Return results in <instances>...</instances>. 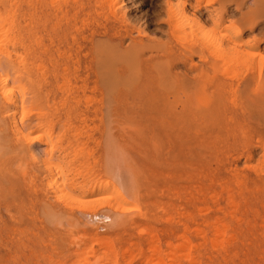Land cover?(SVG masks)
Wrapping results in <instances>:
<instances>
[{"label":"rangeland","instance_id":"rangeland-1","mask_svg":"<svg viewBox=\"0 0 264 264\" xmlns=\"http://www.w3.org/2000/svg\"><path fill=\"white\" fill-rule=\"evenodd\" d=\"M36 1L9 0L0 6L2 22L9 16L18 22L19 15L20 19L24 16L18 22L24 44L20 40L19 44L26 46L16 44L14 48L27 57L29 66L33 55L28 54L36 46L26 17L33 14L39 24L47 26L44 31L37 28L42 44L37 66L43 70L34 76L43 100L39 97L41 101L31 105L32 109L28 105L16 114L19 124L32 121L24 130L27 135L23 137H28H22L25 144L29 139L32 155H22L14 135L10 131L6 135V143L15 142L18 149H9L6 156L13 187H9L7 199L0 201V264H264V0H198L203 26L191 22L192 28L188 27L178 15L172 29L176 25L182 32L179 35L203 36V41L208 40L204 42L215 44L234 36L238 29L246 32L244 43L253 40L258 44L260 40L258 51L251 43L249 48L243 44L233 47L225 41L224 48L239 54L237 61L208 66L194 57L199 69L193 74L184 76L182 64L171 68V75H177L178 83L188 89L172 92L169 84L158 85L154 79L149 91L144 86L136 95L133 88L122 90L118 84L109 88L98 80L97 73L105 68L93 60L94 45L88 39L95 45L101 43L100 51H104L102 43L126 50L140 40L162 48L170 43L168 28L161 22L168 17L165 0H122L130 23L129 34L122 36L113 35L116 20L107 4H102L105 0H68L63 9L70 20L62 21L60 27H53L58 14L52 6ZM180 1L171 0L174 8ZM190 2L197 4L196 0ZM206 6L227 16L216 30L204 11ZM1 21L0 25L8 23ZM69 22L76 23L79 33ZM187 27L190 31L184 29ZM193 27L199 29L197 33ZM248 27L255 31H247ZM73 35L76 43L71 40ZM9 47L12 51V45ZM56 49L71 58L58 57ZM231 51L225 55L233 57ZM243 58L251 62L249 66ZM75 60L78 79L73 74ZM87 64L91 71L85 68ZM64 69L69 73L64 75ZM258 69L260 78L254 76ZM6 71L2 75L6 74L10 86L13 76ZM53 71H57L56 77ZM43 73L45 77L39 81ZM85 76L87 82L80 80ZM64 83L72 90L62 96L58 87ZM201 87H205L203 92ZM52 106L63 110L62 116ZM69 106H76V113H70ZM59 118L64 127L57 123ZM93 214L110 220L91 218Z\"/></svg>","mask_w":264,"mask_h":264},{"label":"bare ground","instance_id":"bare-ground-1","mask_svg":"<svg viewBox=\"0 0 264 264\" xmlns=\"http://www.w3.org/2000/svg\"><path fill=\"white\" fill-rule=\"evenodd\" d=\"M9 0H0V6L5 4L6 2L8 3ZM11 1V0H10ZM13 1V0H12ZM15 1V0H14ZM20 1V0H19ZM36 1V0H35ZM74 2H76V0H73ZM72 1V2H73ZM180 1V0H178ZM197 1V4L194 5L190 2V0H181L180 2H178V7H175L172 5V2L171 0H165V5L167 7V18L164 19L163 21H161L163 24H165L168 28V31L166 32L169 36V42L168 44H165V46H163L162 48H159L157 46H154V45H151V44H148L142 40L135 42L136 43V46L134 48H130V49H126V50H123V49H118L117 46L115 45H110V44H104L102 43V48L104 51H100L99 50V44L101 43H98V44H94L93 43V40L92 38L88 39L92 44V46L94 45L93 47V60L95 61V63L97 65H99L100 67L103 66L104 71L102 72H99L97 73V78L98 80H100V82L107 86V87H113L115 85L118 84V86L123 90L125 89L126 91H130L132 88L131 91H134V94L135 92L138 91V89H142L144 86L146 91L147 90L149 91V89L151 87L149 86H152L154 83H152L154 81V79L156 80V83L159 85H162V82L165 86H167L169 84V88H171L172 92H175L177 89H188V86H185L184 84L181 85L180 83H178V76L177 75H171V68H177L178 67V64H182L184 66V74H191L192 72H195L199 69V66L197 67L194 63H193V58L194 57H197L200 61H201V64H205L206 65H212L214 63H217L219 61H221L223 64H226L228 62H233V61H237L236 57L237 55H239L238 53L235 54L236 52H232L231 50H229L228 46H226V48H224V44H225V41L227 42V45H228V42L233 46V47H237V45H242L243 46H246V47H250V43H251V48H255V51H258L257 49L259 48L258 44L260 42H258V44L254 43V41L252 40L250 43L249 41L244 43L243 41V36L246 35V32L245 31H236L235 35L234 36H231V37H228L227 39L223 38L225 41L223 43H221V39H218V42H215V44L212 42L210 44H207L206 42H208V40L206 41V39L203 41V36H199L197 38H192L190 36V38L186 35L187 33L185 34H181L179 35V32L178 29H175L178 28L176 25L175 27L172 29V25H174V21H176V19L178 18L177 16L181 15V19L183 18L184 21L183 23H186L188 25V27L191 26L192 23L196 22L195 24L196 25H200L199 27L201 28L202 23L200 22L201 19L203 16V14L201 13V4H198V0ZM17 2V1H16ZM14 2V3H16ZM37 2V1H36ZM38 2H41V6H44V4H49L50 6H52V8L54 9L56 15L58 14V17L55 19V23L53 25V27H60V23L62 21H65L68 19V14L64 11L65 9H63L64 7L67 6V2H69L68 0H38ZM19 2H17L16 4H18ZM102 3V2H101ZM107 4V9L111 12V14L114 13V16H115V20H116V25L114 26V33L113 35H120L122 36V33H126V34H129V30H128V24L130 25V23H128V19L126 18V14L125 12L122 10V7H121V3H122V0H105L102 4ZM11 4V3H10ZM40 4V3H39ZM76 4V3H75ZM89 4V3H88ZM101 4V5H102ZM13 5V4H12ZM11 5V6H12ZM77 5V4H76ZM80 5V4H78ZM10 6V5H9ZM15 5H13L12 7L14 8ZM26 6H29L28 4ZM12 7H9V9ZM31 3H30V10H31ZM40 7V6H39ZM71 7V6H70ZM79 7V6H78ZM83 7V5L81 4L79 8ZM41 8V7H40ZM72 8V7H71ZM208 7L206 6V8H204V11L207 10L208 12V18L211 19V21L213 22V25L215 27V30H216V27L219 28L220 26H222V23L224 24V20H226L227 16L225 15V13H223L221 10L220 11H213V10H209L207 9ZM2 9V7L0 8V10ZM17 9V8H16ZM18 9H19V6H18ZM45 9V8H44ZM203 9V8H202ZM8 10L5 9V13H9V12H6ZM21 10V9H20ZM34 10V9H33ZM179 10V11H178ZM13 13L15 11V8L12 10ZM17 11V10H16ZM29 11V10H28ZM191 11V12H190ZM226 11V10H225ZM193 12V13H192ZM36 13V12H35ZM34 13V14H35ZM74 13V12H73ZM86 13V12H85ZM97 13V12H96ZM199 16H197V15ZM18 15V13H17ZM23 15V14H22ZM27 15V14H26ZM30 15V14H28ZM231 15V14H230ZM6 16V14H5ZM9 16V15H7ZM21 15H19V19L21 18L20 17ZM38 16V15H37ZM53 16V15H52ZM246 16V15H245ZM4 17V16H3ZM16 17V16H15ZM47 17V16H46ZM30 19V30L32 31V38H34L35 42L31 40L35 43L34 46V49L32 50L33 53H29L28 54V51L26 52V54L30 55V57L32 56V60H31V64H32V67L31 64L30 66L27 64V57L24 56L23 54L21 53H18L16 50H15V46L17 44V46H21L20 41L21 43L24 44V42H22V39L20 40L19 39V36L20 34H23L22 32V27L21 25L18 23L20 20L24 19V16L22 17V19H18V22H16L15 18L14 17H11L9 16L5 22L7 21L8 23L3 24V25H0V201L2 200H6L7 197L9 196V187H13V177H11L10 175V172H11V163H9L8 159H7V153H8V150L9 149H18V147L15 146V144L12 142L11 145H8L6 143V135H7V132L10 131L12 133V135H14L13 139L18 142V146H19V149L20 150L19 152L22 153V155H24L23 153H29L32 155V149H31V146L28 144L29 143V139L28 140V143L26 141V144L24 143L22 137L24 135H27V134H24V130L25 129H29L28 127L32 124H30V122L32 121H28V123L25 125L24 124V121L21 122L20 124L17 123L16 121V114H17V111L19 109H24L28 106L29 109H32L31 108V105L35 104L36 102L38 103V101L40 100L41 101V96H42V93H40V91H42V89L40 90L38 88V80L35 81V78L34 76H36L35 74H37V72L41 73L42 70H43V66H37V62H38V59H40L39 55L40 52L39 50L41 48L40 45L41 44V39H39L41 35L38 34V30L37 28H41L43 31L46 30V25L43 22H41L39 24L38 20L35 19V16H33V14L28 17H26V19ZM39 18V17H38ZM3 19V18H2ZM0 19V21L2 20ZM44 19V22L47 21L46 18H43ZM114 19V17H113ZM180 19V20H181ZM229 19V18H228ZM70 20V19H69ZM67 20V21H69ZM200 20V21H199ZM244 20V19H243ZM26 21V20H25ZM24 21V22H25ZM39 21H42V20H39ZM66 21V22H67ZM114 21V20H113ZM2 22V21H1ZM4 21L2 23H5ZM21 22V21H20ZM27 22H29L27 20ZM177 22H178V19H177ZM180 22V21H179ZM192 22V23H191ZM249 22V21H248ZM247 22V23H248ZM68 23V22H67ZM70 23V22H69ZM173 23V24H172ZM182 23V22H180ZM182 23V24H183ZM1 24V23H0ZM26 24V23H25ZM71 24V23H70ZM83 24V22H82ZM100 24V23H99ZM176 24V22H175ZM72 25V28L74 29V31L76 33H79V27L77 28L76 27V23H73L71 24ZM179 25V24H178ZM252 25V23H251ZM46 26V27H45ZM184 26V25H183ZM241 26V24H240ZM27 27V26H25ZM52 27V28H53ZM103 29H104V26H102ZM130 27V26H129ZM180 27V26H179ZM184 28L185 30H189V28ZM234 27V26H233ZM192 28V26H191ZM236 28V27H234ZM242 28V27H241ZM249 28V27H248ZM130 29V28H129ZM134 29V27L132 28V30ZM182 29V28H181ZM182 29V30H184ZM197 28H194L193 27V30L196 32L198 30H195ZM221 29V28H220ZM25 30V28H24ZM29 30V31H30ZM131 30V29H130ZM184 30V31H185ZM192 30V31H193ZM30 31V32H31ZM41 31V30H40ZM39 31V32H40ZM121 31V32H120ZM190 31V30H189ZM202 31V30H201ZM234 31V32H235ZM247 31H250L251 33H253L255 31V28L254 27H250ZM22 32V33H21ZM28 32V31H27ZM30 32H29V35H30ZM81 32V31H80ZM200 32V31H199ZM198 32V33H199ZM244 32V33H243ZM69 33V32H68ZM75 33V34H76ZM184 33V32H183ZM191 33V32H190ZM197 33V32H196ZM194 32H192V34H196ZM25 34V33H24ZM71 34V33H70ZM81 34V33H80ZM138 34H140V32L138 31ZM147 34V33H146ZM189 34V33H188ZM200 34V33H199ZM249 34V33H248ZM52 35V34H51ZM203 35V34H201ZM222 35V34H221ZM253 35V34H252ZM251 35V36H252ZM24 35L20 36L23 37ZM187 36V37H186ZM197 36V35H196ZM225 36V35H224ZM18 37V38H17ZM25 37V36H24ZM50 38V36H48ZM53 37V36H52ZM253 38H255L254 36H252ZM30 38V37H29ZM55 38V37H54ZM82 39H86L85 36H81ZM52 39V38H51ZM50 39V40H51ZM122 39V38H121ZM211 39V38H210ZM20 40V41H19ZM71 40H73L74 43H76V38L74 37V35L71 37ZM25 41V40H24ZM121 41V40H120ZM217 41V40H216ZM33 42L31 44H33ZM60 42V41H59ZM211 42V40H210ZM52 43V42H51ZM67 43V42H66ZM249 43V44H248ZM254 43V44H253ZM28 44V43H27ZM12 45V51H11V48L9 46ZM80 45V44H79ZM79 45H77L76 47H79ZM134 45V44H133ZM16 46V47H17ZM26 46V44H25ZM24 46V47H25ZM28 46V45H27ZM22 47V46H21ZM22 47V48H24ZM33 47V45H32ZM60 47V46H59ZM31 48V47H30ZM217 50H216V49ZM20 49V48H19ZM25 49V48H24ZM28 49V48H27ZM81 49V48H80ZM214 49V50H213ZM222 49H225V53H229V51L232 52V54L234 53L233 57H231L230 55L226 56L225 53H224V50ZM77 50V49H76ZM20 51V50H19ZM46 50L43 49V52L45 53ZM56 54H58V57H61V56H65L64 58H68L70 59L71 56L68 55L66 52H62L60 53L59 52V49H56ZM214 51V53H213ZM218 52V54L216 52ZM254 51V50H253ZM16 52V53H15ZM24 52V51H23ZM24 52V54H25ZM30 52V50H29ZM12 53H15L12 54ZM223 53H224V57L223 56ZM226 53V54H227ZM51 54V53H50ZM149 54V55H148ZM231 54V53H230ZM14 55V57H13ZM52 55V54H51ZM253 55V54H252ZM256 56V54H254ZM253 55V56H254ZM90 56V55H89ZM258 56V55H257ZM245 57V56H244ZM211 59V60H210ZM51 60V59H50ZM49 60V61H50ZM55 60V59H54ZM239 60V59H238ZM41 61V60H40ZM243 61L246 62L248 60H244L243 58ZM51 62V61H50ZM54 63V62H53ZM57 63V61L55 62ZM59 63V62H58ZM57 63V64H58ZM76 64L74 65H77V66H74L73 70V74L75 73V79L81 77L79 75H77V71L79 70L78 68V60H75ZM251 63V62H250ZM249 61L248 63H245L246 65L250 64ZM39 64V63H38ZM41 64V63H40ZM102 64H107V65H102ZM239 64V62L237 63ZM54 64H52L53 66ZM88 65V64H87ZM85 66V65H84ZM249 66V65H248ZM2 68H6V72H9L11 71L12 73V76H13V79H12V85L10 86H7V83H6V78L4 77L5 75H2ZM42 68V70H41ZM87 69V71H91V67L88 65L85 67ZM211 68H214V67H211ZM231 68V67H230ZM55 69V68H54ZM58 69V68H56ZM242 69V68H241ZM41 70V71H39ZM214 70V69H212ZM224 70V69H223ZM234 70V68H233ZM239 70V69H238ZM99 71V70H98ZM261 70L258 69L256 72H257V75H254L255 77H258L260 78V72ZM35 72V73H34ZM57 71H53V75L54 77L57 76V73H55ZM63 74L65 75V73H69V71H67V69H64L63 70ZM213 72V71H212ZM220 72V71H219ZM236 72V71H235ZM10 73V74H11ZM180 73V72H179ZM225 73V72H224ZM251 73V72H250ZM254 74V72H252ZM9 74V73H8ZM34 74V75H33ZM96 74V72L94 73ZM193 74V73H192ZM204 74V72H203ZM229 74V72H228ZM238 74V73H237ZM236 74V75H237ZM41 75V74H40ZM39 74L37 76H40ZM61 76L64 77L65 79V76ZM184 75V76H186ZM196 75V74H195ZM96 76V75H95ZM188 76V75H187ZM226 76V75H225ZM253 76V75H252ZM253 76V77H254ZM8 77V76H7ZM45 77V74L43 73L41 77H38L39 78V81L41 78ZM12 78V77H11ZM67 78V82L69 81L68 80V77ZM186 78V77H185ZM207 79V77H205ZM210 78V77H208ZM230 78V77H229ZM237 78V76H236ZM242 78V77H241ZM169 79L172 80V82L169 83ZM175 79V82L174 80ZM224 79V78H223ZM226 79V78H225ZM235 79V78H234ZM238 79V78H237ZM253 79V78H252ZM44 79H42L43 81ZM80 80L82 81H86L87 82V76H85L83 79L81 78ZM153 80V81H152ZM256 81H254L255 83L258 81V79L255 78ZM260 80V79H259ZM41 81V82H42ZM45 81V80H44ZM66 81V80H65ZM195 81V80H194ZM231 81V80H230ZM40 82V83H41ZM70 82V81H69ZM44 82H42L43 84ZM98 83V82H97ZM148 83V84H147ZM185 83V82H184ZM259 83V81L257 82ZM37 84V85H36ZM41 84V85H42ZM57 84V83H56ZM85 84V83H84ZM143 84V85H142ZM193 84V83H192ZM203 84V83H202ZM220 87L218 85H216L217 89L218 87L221 88L222 86V83H220ZM250 83H246V85H249ZM39 85V87L41 86ZM138 85V86H137ZM196 85V84H195ZM204 85V84H203ZM240 85V84H239ZM245 85V84H243ZM245 85V87H247ZM39 89V92H37V88ZM43 86V85H42ZM83 86V85H82ZM85 86V85H84ZM87 86V85H86ZM202 86V85H201ZM237 86V85H236ZM70 87V86H69ZM67 88V86L62 84L58 87V89H60L61 93H62V96L64 95H67L69 94V91L72 90V88ZM78 87V86H77ZM149 87V89H148ZM244 87V86H243ZM244 87V88H245ZM82 88V87H81ZM89 88V87H87ZM86 87L84 88L85 90L87 89ZM168 88V87H167ZM192 88V87H191ZM195 88V87H194ZM192 88V89H194ZM203 87H201L202 89ZM79 89V88H77ZM226 89V88H225ZM232 89V88H231ZM239 87L237 86L236 87V90H235V86H234V89L236 92L238 91ZM93 90V88H92ZM191 90V89H190ZM205 90V87L202 89V92ZM82 91H84L82 89ZM121 91V90H120ZM119 91V92H120ZM241 91V90H240ZM257 91V88L256 90ZM143 92V91H142ZM182 92V90H181ZM186 92V90H185ZM231 92V90L229 91ZM235 92V93H236ZM140 93V92H138ZM183 93V92H182ZM190 93V92H189ZM235 93H231L233 96L236 95ZM46 96H47V93H45ZM72 94V93H71ZM126 94V93H125ZM133 94V95H134ZM255 94V93H254ZM44 95V94H43ZM136 95V94H135ZM140 95V94H139ZM185 95V94H184ZM206 95V94H205ZM256 95V94H255ZM70 96V95H69ZM207 96V95H206ZM205 96V97H206ZM39 97L41 99H39ZM45 96H43L44 98ZM66 97V96H65ZM68 97V96H67ZM66 97V98H67ZM86 97V96H85ZM122 97V96H121ZM137 97V96H136ZM139 97V96H138ZM193 97V96H192ZM196 97H199V96H196ZM70 98V97H69ZM133 98V97H132ZM248 98V97H247ZM258 98H259V95H258ZM45 99V98H44ZM73 99V97H72ZM202 99H205L204 97ZM206 99L209 100L208 96L206 97ZM236 99L235 97H233V100ZM246 99V97H245ZM244 99V100H245ZM257 99V98H256ZM43 100V99H42ZM132 100V99H131ZM189 100V99H188ZM39 101V102H40ZM69 101V100H68ZM197 101V98L196 100ZM194 101V102H195ZM200 101H203L200 99ZM229 101V99L227 100ZM249 101H250V98H249ZM257 101V100H256ZM259 101V99H258ZM216 101H213V103H215ZM86 103V102H85ZM208 103V102H207ZM212 103V102H211ZM228 103V102H227ZM233 103V101L231 102ZM235 103V102H234ZM233 103V104H234ZM258 103V102H257ZM60 105L58 106H61L62 108V105L63 103H59ZM201 104V102H200ZM232 104V105H233ZM247 104V103H246ZM67 105V104H66ZM85 105V104H84ZM199 105V104H198ZM197 105V106H198ZM205 105V104H204ZM207 105V104H206ZM215 105V104H213ZM58 106L56 107H53L55 108L56 112H57V116L60 117L61 115V109L58 108ZM65 106V105H64ZM217 106L218 108V105H215ZM235 106V105H233ZM232 106V107H233ZM236 106H237V103H236ZM34 107V106H33ZM38 107V106H37ZM51 107V106H50ZM70 107V106H69ZM137 107V106H136ZM206 107V106H205ZM210 107V106H209ZM86 108V107H85ZM193 108L190 106V109ZM208 108V107H207ZM231 108V107H230ZM249 108V107H248ZM76 106L74 108H68V111L71 113V111H76ZM194 109V108H193ZM213 109V108H212ZM215 109V108H214ZM219 110L221 109L218 108ZM217 109V110H218ZM242 109V108H241ZM247 109V108H246ZM245 109V110H246ZM23 110V111H24ZM52 110V109H51ZM78 110V109H77ZM211 110V109H210ZM223 110V109H222ZM82 111V110H81ZM198 111V110H196ZM248 110H246L247 112ZM250 111V110H249ZM248 111V112H249ZM52 112L54 113V110H52ZM55 112V113H56ZM73 112V114H74ZM209 112V111H208ZM216 112V110H215ZM243 112V111H242ZM39 113V111L37 112ZM45 113V112H44ZM64 113V112H63ZM76 113V112H75ZM80 113V112H79ZM162 113V112H161ZM210 113V112H209ZM218 113V112H216ZM224 113V112H223ZM222 113V114H223ZM249 113H252V110L251 112ZM50 115L52 113H49ZM201 114V113H200ZM47 115V114H46ZM66 115V114H65ZM72 116V114H69ZM83 115V114H82ZM213 115V113H212ZM21 116V115H20ZM53 116V115H51ZM50 116V117H51ZM55 116V115H54ZM62 116V115H61ZM64 116V114H63ZM77 116V115H76ZM84 116V115H83ZM206 116V115H204ZM36 117V116H35ZM39 118V115L37 116ZM40 117H42V115H40ZM49 117V116H47ZM49 117V118H50ZM211 117V116H210ZM213 117V116H212ZM217 117V116H216ZM219 117V116H218ZM233 117V116H232ZM231 117V118H232ZM248 117V115H247ZM24 118V117H23ZM44 118V117H42ZM49 118L47 120H49ZM56 118V116H55ZM71 118V117H70ZM74 118V117H73ZM215 118V117H214ZM220 118V117H219ZM53 119V118H52ZM62 119V118H61ZM61 119H57V123H60L61 122ZM76 119V118H75ZM205 119V118H204ZM44 120H46V117L44 118ZM84 120V119H83ZM218 120V119H217ZM230 120V119H229ZM235 120V118H234ZM35 121V120H34ZM39 121L40 122V119L37 120L36 118V122ZM212 121H215L214 119ZM219 121V120H218ZM36 122L34 124H36ZM82 122V121H81ZM80 122V123H81ZM190 122V121H189ZM44 123V121L42 122ZM41 123V125H42ZM48 123V122H47ZM231 123V122H230ZM234 123V122H233ZM237 123V122H236ZM39 124V123H38ZM37 124V125H38ZM63 123H60L59 126L61 127ZM232 124V123H231ZM230 124V125H231ZM235 125V124H234ZM68 126V125H67ZM70 126V125H69ZM80 126V125H79ZM83 126V125H82ZM205 126V125H204ZM229 126V124H228ZM44 127V126H43ZM62 127H64V125H62ZM90 127V126H89ZM124 127V126H123ZM42 128V127H40ZM91 128V127H90ZM75 130V129H74ZM9 133V132H8ZM66 133V132H65ZM84 133V132H83ZM50 134V133H49ZM11 135V136H12ZM22 135V136H21ZM50 136V135H49ZM28 137V136H26ZM26 137H23L24 140ZM20 139L22 141H20ZM78 141V140H77ZM9 143V142H8ZM9 143V144H10ZM7 144V145H6ZM83 145V144H82ZM59 147V146H58ZM33 148V147H32ZM34 150V149H33ZM34 152V151H33ZM50 153V152H49ZM57 153H59L57 151ZM13 154V153H12ZM18 154V153H17ZM16 156V154H13ZM65 155V154H64ZM10 156V155H9ZM20 156V155H18ZM30 156V155H29ZM28 156V158H29ZM59 156V155H58ZM61 156V155H60ZM59 156V157H60ZM12 157V156H11ZM65 157V156H64ZM13 158V157H12ZM19 158V157H17ZM15 158H13L14 160ZM12 161V160H11ZM13 162V161H12ZM46 164V163H45ZM19 166V165H18ZM15 167V166H14ZM20 167V166H19ZM57 167V166H56ZM48 168V166H47ZM17 170V169H16ZM21 170V169H20ZM24 170H26L24 168ZM49 171V170H48ZM47 171V172H48ZM13 172V171H12ZM68 174V173H67ZM48 175V174H47ZM71 178V177H70ZM16 179V178H14ZM62 179V178H61ZM72 179V178H71ZM55 180V179H54ZM15 183V182H14ZM41 183V182H40ZM63 183V182H62ZM59 184V183H58ZM67 184V183H66ZM47 185V184H46ZM56 184H54L55 186ZM8 186V187H7ZM77 186V185H76ZM51 188V187H50ZM12 190V188H11ZM92 190V188L90 189ZM48 191V190H47ZM54 191V190H53ZM44 192V191H43ZM93 192V191H92ZM64 194V193H63ZM67 194V193H65ZM64 196V195H63ZM59 201V200H58ZM63 204V203H62ZM87 209V208H86ZM85 210V209H84ZM91 212V211H90ZM92 214V213H91ZM97 214H93L91 215L90 217L91 218H97L98 216H96ZM98 218H102L104 220H107L109 221L110 218L107 216H99ZM98 220V219H97ZM94 221V220H93ZM106 223V222H105ZM220 236V235H219ZM222 236V235H221ZM99 239V238H98ZM102 239V238H101ZM225 240V239H224ZM101 241V240H100ZM218 241V239H217ZM21 242V241H20ZM102 242V241H101ZM221 242V241H220ZM109 247V246H108ZM82 252V251H81ZM80 253V252H79ZM77 254V253H76ZM75 254V255H76ZM83 254V253H82ZM93 255V254H92ZM187 255V254H186ZM130 258V257H129ZM132 258V257H131ZM187 258V257H186ZM170 260V259H169ZM81 261V260H80ZM96 261V260H95ZM132 261V260H131ZM97 262V261H96ZM95 262V263H96ZM174 262V261H173ZM193 262V261H192ZM163 263V262H162ZM171 263V262H170ZM90 264V263H89ZM160 264V263H159Z\"/></svg>","mask_w":264,"mask_h":264}]
</instances>
